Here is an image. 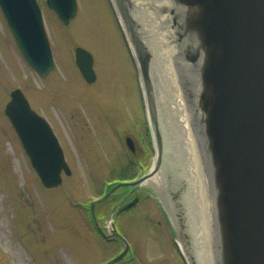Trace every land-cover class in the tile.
Segmentation results:
<instances>
[{"label": "rangeland", "instance_id": "rangeland-1", "mask_svg": "<svg viewBox=\"0 0 264 264\" xmlns=\"http://www.w3.org/2000/svg\"><path fill=\"white\" fill-rule=\"evenodd\" d=\"M38 2L55 58L47 76L27 63L0 8V264H104L124 244L98 233L91 204L116 182L148 173L157 144L137 65L111 1L77 0L78 12L69 24L46 0ZM78 46L94 57L93 83L77 67ZM16 88L49 121L63 148L72 173H63L57 187L42 184L5 113ZM164 151L163 143L162 158ZM130 190L119 189L96 206L100 226L110 232L115 225L130 245L116 264H192L178 244L186 240L184 227L165 207L174 198L168 202L165 192L145 182L130 199L138 200L136 205L114 211Z\"/></svg>", "mask_w": 264, "mask_h": 264}, {"label": "water", "instance_id": "water-1", "mask_svg": "<svg viewBox=\"0 0 264 264\" xmlns=\"http://www.w3.org/2000/svg\"><path fill=\"white\" fill-rule=\"evenodd\" d=\"M110 1L137 65L151 131L152 125L155 130L156 136L152 133V137L156 139L157 154L148 173L134 181L115 184L91 204L98 232L125 245L121 253L104 264L121 261L130 245L115 225L110 232L103 230L96 205L119 186L132 190L141 186L163 162L154 92L155 61L145 43L147 38L143 40L133 18L134 6L129 0ZM178 1L196 12L174 11L173 24H177V40L183 38L188 42L185 59L203 73L205 89L201 99L207 114L208 154L214 156L223 181L232 264H264V0ZM46 4L65 24L77 15V0H46ZM0 7L25 60L40 76H47L55 67V59L38 0H0ZM206 48L209 54H204ZM75 57L85 80L95 82L97 74L91 52L78 46ZM5 113L42 184L47 188L59 186L62 174L70 175L72 171L49 122L31 107L20 88L11 92ZM127 145L135 150L132 138H127Z\"/></svg>", "mask_w": 264, "mask_h": 264}, {"label": "bare ground", "instance_id": "bare-ground-1", "mask_svg": "<svg viewBox=\"0 0 264 264\" xmlns=\"http://www.w3.org/2000/svg\"><path fill=\"white\" fill-rule=\"evenodd\" d=\"M129 2L141 32L137 31L143 40L149 37V44L145 43L155 61L154 92L165 146L160 169L145 182L165 192L168 202L174 198L165 207L183 224L186 240H179V246L189 259L195 264H232L223 181L214 156L208 154L207 114L201 99L205 89L203 73L185 59L188 42L177 40V24H173L174 11L196 12L178 0ZM206 53L209 54L207 48ZM152 133L156 136L153 125Z\"/></svg>", "mask_w": 264, "mask_h": 264}, {"label": "flooded vegetation", "instance_id": "flooded-vegetation-1", "mask_svg": "<svg viewBox=\"0 0 264 264\" xmlns=\"http://www.w3.org/2000/svg\"><path fill=\"white\" fill-rule=\"evenodd\" d=\"M128 137H130V136H126V144H127V138ZM131 138V137H130ZM134 142V141H133ZM135 145V144H134ZM128 146V145H127ZM129 148V147H128ZM130 149V148H129ZM131 150V149H130ZM135 150H136V148H135ZM135 150L134 151H132L131 150V152L133 153V154H136V152H135ZM134 161L135 160H133L132 159V162L134 163ZM137 164V163H136ZM127 170H128V168H127ZM135 175H136V173H135ZM135 175H133V176H135ZM133 180V179H132ZM130 188L129 186H121V187H118L117 189H115V191L112 193V195L111 196H113L114 194H116V192L119 190V189H123V188ZM137 189V188H136ZM136 189H134V190H132V188H131V190L130 191H128V193L127 194H125L124 195V197H121V198H119L118 200H117V202H116V204H115V206H114V211H121V210H125V211H127L129 208H131L132 206H134V205H136L137 203H138V200H134V201H132V200H130L131 199V197H134V198H132V199H135V196H134V194H135V192H136ZM110 196V197H111ZM132 201V202H131ZM134 203V204H133ZM131 204H133V205H131ZM107 240H110V241H113V240H117L116 238H111V239H107ZM117 241H119V240H117Z\"/></svg>", "mask_w": 264, "mask_h": 264}]
</instances>
